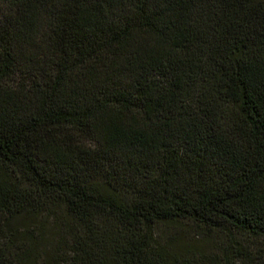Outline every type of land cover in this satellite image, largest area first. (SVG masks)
<instances>
[{"label": "trees", "instance_id": "trees-1", "mask_svg": "<svg viewBox=\"0 0 264 264\" xmlns=\"http://www.w3.org/2000/svg\"><path fill=\"white\" fill-rule=\"evenodd\" d=\"M182 226L264 264V0H0V264H205Z\"/></svg>", "mask_w": 264, "mask_h": 264}, {"label": "rangeland", "instance_id": "rangeland-1", "mask_svg": "<svg viewBox=\"0 0 264 264\" xmlns=\"http://www.w3.org/2000/svg\"><path fill=\"white\" fill-rule=\"evenodd\" d=\"M162 242L174 245L178 254H202L205 264H213L214 259L221 257V250L225 246V239L219 235H210L196 231L192 226L179 229L176 233L167 232L165 228L159 229ZM174 238V239H173ZM171 239L173 240L171 242ZM238 245L250 252L259 254L264 249V241L250 238L248 236H237Z\"/></svg>", "mask_w": 264, "mask_h": 264}]
</instances>
